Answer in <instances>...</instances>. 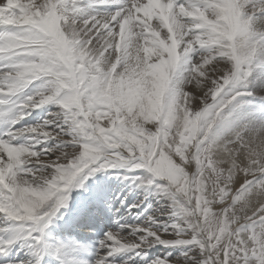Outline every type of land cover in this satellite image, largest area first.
I'll return each instance as SVG.
<instances>
[{"label": "snow or ice", "instance_id": "1", "mask_svg": "<svg viewBox=\"0 0 264 264\" xmlns=\"http://www.w3.org/2000/svg\"><path fill=\"white\" fill-rule=\"evenodd\" d=\"M113 168L143 210L80 264H264V0H0L5 264Z\"/></svg>", "mask_w": 264, "mask_h": 264}, {"label": "rangeland", "instance_id": "2", "mask_svg": "<svg viewBox=\"0 0 264 264\" xmlns=\"http://www.w3.org/2000/svg\"><path fill=\"white\" fill-rule=\"evenodd\" d=\"M39 110L40 109H37L36 112L33 113L32 117L29 118L30 122H35V120L40 118V115H43V113L38 115L37 112H39ZM124 174L126 175L127 172L123 168H113V169H105V170L97 171L94 175L89 176L83 182V184L80 187L73 186L71 188L70 193H69V199H68L66 205L70 204V203H76V204H78L75 207L76 209L71 211L72 212L71 214L70 213L66 214V212L63 211V208L66 205H62L61 207H59L58 211L56 212L57 215L55 214V216L52 217L51 222L48 224V226L51 225L54 217L58 216L60 214V212L63 211V214L59 218V220H61L62 222H67L68 225L70 226L69 229H62V231H61V229L59 230V228L56 229V235L54 236V239H52L53 245H52V249L50 251L52 253L55 252L56 253L55 255L58 258H60V260L66 259L68 264H73V262H75V264H80L81 261L91 262L95 259L96 254H97V249L99 247V242H100L99 240L100 239L102 240L105 235L102 237L97 236V234L95 233V231H96V228H94L95 226L90 224L91 220H93V219L98 220L99 219L102 226L105 227L104 229H105V233H106L108 230L113 229L116 226L115 222L117 221V219L123 218L124 220H127V222H133L136 219V214L143 210V206H141V209H132L131 212L128 211L126 205L140 201L141 199L144 198L146 193L142 187H137L136 185H134L131 182L130 179L125 180ZM113 176H120L117 186H119V182H124V184H126V186L123 187V190L121 192H119V188H115L112 196H110L106 192V189H107L106 186L107 185H105V184H108L109 182H111L112 181L111 177H113ZM98 182H100V183H98ZM88 185L90 187L88 189V194H90V195H87L86 200L89 202V206L87 205V202L85 203L86 200H85V196L84 197L82 196L83 194L78 195L76 199L74 198V193L78 189L81 191L83 189H86L88 187ZM115 190L118 192L117 195H115V193H116ZM91 195H93V198L96 199L97 203H95V201L90 200ZM125 197H126L125 205L122 206L120 201L122 199H125ZM155 202H156V198L153 195V196L148 197V200L145 201V204H147V203L155 204ZM117 209H119V212H117ZM105 212H107V215ZM108 212H110V214H112L113 217ZM74 214H79L80 220H84V223L73 225V223H71L69 221V218H70V216H74ZM108 215H110V220H109ZM86 221H88L86 223L87 226H84ZM79 226L81 229H79ZM47 227L44 230L45 232H46ZM74 229L79 231V233L82 232V233L87 234V233L92 232L90 234V237H92V239H94L95 243H91V242L80 243V242H78L74 238V233H73ZM99 229H101V228H99ZM87 230L90 232H85ZM57 231L59 232V234H57L58 233ZM59 235L61 237L67 238V240L64 238H59V239H61L60 240L61 244L56 245L54 243V241H55V238L58 237ZM44 239L46 240V237ZM19 246L20 245H18V247H17V245H15V246H13V248H17L16 251H18ZM46 251H48V249ZM164 251H167V249H164L158 245L156 248L151 249L149 251L150 252L149 258H151V256H153V255L162 254ZM28 258H29V254L24 252L22 255V258L20 260L28 259ZM137 259H139V258H137Z\"/></svg>", "mask_w": 264, "mask_h": 264}, {"label": "bare ground", "instance_id": "3", "mask_svg": "<svg viewBox=\"0 0 264 264\" xmlns=\"http://www.w3.org/2000/svg\"><path fill=\"white\" fill-rule=\"evenodd\" d=\"M153 23L155 24V20L153 21ZM47 110V107L45 108V109H40L39 110V112H37L39 115L41 114V113H44L45 111ZM36 113V114H37ZM125 175V174H124ZM119 178H120V176H113V177H111V179H112V181L111 182H109L108 184H105V185H107L106 186V192H107V194H109L110 196H112V194H113V192H114V189L115 188H119V192H121L122 190H123V187L124 186H126V184H124V182H119V186H117L118 185V181H119ZM116 179V180H115ZM98 183H100V182H98ZM90 187H89V185H88V187L86 188V189H83V190H77L75 193H74V198L76 199L77 198V196L78 195H81V194H83L82 196L84 197L85 196V200H86V197H87V195H90V194H88V189H89ZM116 191V190H115ZM79 193V194H78ZM117 191H116V193H115V195H117ZM88 199V198H87ZM102 199V198H101ZM90 200L91 201H95V203H97L96 202V199L95 198H93V195H91V197H90ZM87 202V205L89 206V202L86 200L85 201V203ZM94 204V203H93ZM76 205H78V204H76V203H70V204H67L64 208H63V211H65L66 212V214H71L72 212L71 211H73V210H75L76 208ZM98 206V205H97ZM105 210V209H104ZM63 211H61L60 212V214L58 215V216H56V217H54V219H53V221H52V223H51V225H49L48 227H47V229H46V232H45V237H46V240H45V242L49 245V247H51L52 246V242H51V238H54V235H56V229H58L59 228V230L61 229V231H62V229H69L70 228V226L68 225V223L67 222H62L61 220H59V218L62 216V214H63ZM109 211V210H108ZM95 213V212H94ZM93 213V214H94ZM106 213V215H107V212H105ZM109 213V212H108ZM57 215V214H56ZM96 215V214H95ZM103 215V214H102ZM99 217V216H98ZM108 217V216H107ZM117 217V216H116ZM97 218V217H96ZM67 220V219H66ZM94 220V221H93ZM92 221H91V225H93V226H95L94 228H100V225H98V222L100 223V221H99V219L97 220V219H93ZM110 220V219H109ZM124 220V219H123ZM64 221V220H63ZM69 221L71 222V223H73V225H76V224H82V223H84V220H80V218H79V214H74V216H70V218H69ZM124 221H126L127 222V220H124ZM103 222V221H102ZM113 223V222H112ZM101 224V223H100ZM102 225V224H101ZM105 228V227H104ZM108 228V227H107ZM79 229H81L80 228V226H79ZM58 232V231H57ZM85 232H90V231H85ZM81 234V233H80ZM44 237V238H45ZM69 238V237H68ZM60 240L61 239H56V243H58V244H61L60 243ZM101 240V239H100ZM99 240V241H100ZM53 241V240H52ZM98 241V240H97ZM65 242V241H64ZM17 246L18 245H20V244H16ZM88 246V245H87ZM17 250V248H11V250L9 251V252H12V254L14 253L15 254V257L17 258V261L18 260H20L21 258H22V255H23V253L24 252H26V253H28V250H27V248L26 247H22L21 245L19 246V250L18 251H16ZM14 251V252H13ZM150 253V252H149ZM63 260H65L66 261V259H63ZM70 260V259H69ZM40 264H61V260H60V258H58L56 255H53L51 252H50V250H48V251H46V254L43 256V258H42V260H41V262H40Z\"/></svg>", "mask_w": 264, "mask_h": 264}]
</instances>
